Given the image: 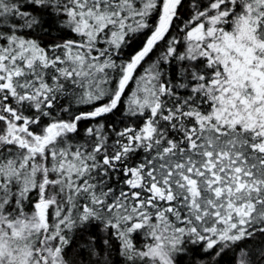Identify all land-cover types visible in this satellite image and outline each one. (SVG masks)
Here are the masks:
<instances>
[{"label": "snow or ice", "instance_id": "6c2138e0", "mask_svg": "<svg viewBox=\"0 0 264 264\" xmlns=\"http://www.w3.org/2000/svg\"><path fill=\"white\" fill-rule=\"evenodd\" d=\"M0 264H264V0H0Z\"/></svg>", "mask_w": 264, "mask_h": 264}]
</instances>
